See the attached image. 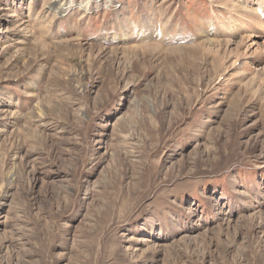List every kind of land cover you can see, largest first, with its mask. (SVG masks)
I'll use <instances>...</instances> for the list:
<instances>
[{
    "label": "rangeland",
    "instance_id": "obj_1",
    "mask_svg": "<svg viewBox=\"0 0 264 264\" xmlns=\"http://www.w3.org/2000/svg\"><path fill=\"white\" fill-rule=\"evenodd\" d=\"M0 264H264V0H0Z\"/></svg>",
    "mask_w": 264,
    "mask_h": 264
},
{
    "label": "bare ground",
    "instance_id": "obj_2",
    "mask_svg": "<svg viewBox=\"0 0 264 264\" xmlns=\"http://www.w3.org/2000/svg\"><path fill=\"white\" fill-rule=\"evenodd\" d=\"M84 7H85V6H84ZM53 9L56 10V9H57V5H55V6L53 7ZM69 9H70V8H67V10H69ZM61 11H62V10H56L57 13H60ZM246 11H247V9H246ZM256 11H257V10H256ZM248 12H249V9H248ZM254 13H255V12H254ZM254 13H253V14H254ZM250 14H252V13H250ZM256 14H257V13H256ZM245 15H246V14H245ZM257 15H258V14H257ZM254 16H255V15H254ZM205 35H206V34H205ZM205 37H206V36H205Z\"/></svg>",
    "mask_w": 264,
    "mask_h": 264
}]
</instances>
